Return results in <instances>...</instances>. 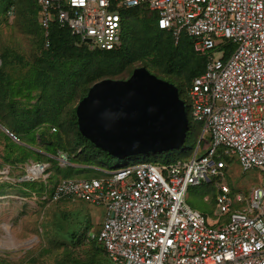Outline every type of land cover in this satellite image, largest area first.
Masks as SVG:
<instances>
[{
    "label": "built area",
    "instance_id": "obj_1",
    "mask_svg": "<svg viewBox=\"0 0 264 264\" xmlns=\"http://www.w3.org/2000/svg\"><path fill=\"white\" fill-rule=\"evenodd\" d=\"M35 2L43 50L54 20L89 50H110L120 44L118 11L146 6L174 44L185 34L194 52L209 54L186 91L187 117L201 124L199 141H209L200 156L197 148L187 160L145 161L101 170L99 178L61 179L50 187L49 201L103 206L96 239L114 264H264V0ZM13 13L10 6L6 15ZM231 156L243 171L258 170L261 185L232 201L229 187L219 184L216 202L227 222L217 219L214 227L186 204L185 194L208 176H223V158ZM66 160L61 154L60 161ZM47 167L28 163L25 179L45 180Z\"/></svg>",
    "mask_w": 264,
    "mask_h": 264
},
{
    "label": "rangeland",
    "instance_id": "obj_2",
    "mask_svg": "<svg viewBox=\"0 0 264 264\" xmlns=\"http://www.w3.org/2000/svg\"><path fill=\"white\" fill-rule=\"evenodd\" d=\"M14 1L15 11L12 16H7L5 9L10 8L9 0H0V54L9 55L10 63L6 71L12 78H18L21 81L20 85L23 86L30 69L37 66L45 68L47 59L46 52L40 48V35L36 33L34 24L28 21L33 20L34 17V9L29 6L31 1ZM144 13L150 16V11ZM124 21L122 20L123 26ZM132 29L131 39H147L146 32L137 34V25H134ZM144 42L150 46L152 44L151 39ZM163 43L164 40L161 38V45L158 44V46H162ZM220 55L218 51L213 52V57H220ZM201 56L209 57V54ZM39 58H43L45 62H40ZM145 62L148 61L131 62L129 67L120 73L122 80L127 79L135 68L144 66ZM146 65L151 74L158 75L159 71L154 65ZM170 78L180 84L182 89L188 85L183 76L174 75ZM47 84L45 91L49 92L53 89V85L51 82ZM77 103L71 104V107L76 106ZM191 124L193 128L188 133L185 146L182 147L186 150L192 148L187 157L193 156L197 148H199L197 155L200 156L209 144L208 140L202 143L199 141L201 125L192 121ZM7 126L8 124L0 117V131L7 130L5 129ZM49 133L53 134L50 128L42 132L36 131L33 134L36 138L27 140V143L21 142L17 137L11 139L12 142H5L0 137V264H85L92 259V256L94 258L95 249L101 247L96 245L94 237L98 235L105 217L103 206L70 200L52 203L45 202L43 199L45 189L48 190L56 180L63 178L60 173L57 174L52 170V162L47 159L55 160L60 168L69 165L60 161V155L63 154L69 162L68 155L59 149L60 147L54 149V154L53 151H48V140L53 142L52 135L50 136ZM11 143H18L26 146L28 150L31 149L32 154L24 163L16 165L8 163L16 156L14 151L6 148V145ZM174 151L157 154L155 157L157 163H167L165 161L175 159L177 152ZM93 153L92 151L90 154ZM149 157L150 155H141L120 161L101 154L98 156V162L105 164V168L99 170L101 167L97 162L93 166H87L86 171L70 174L69 177L70 179H91L95 176L99 178L103 174L101 170L138 164L145 162ZM223 160L227 165L222 171L223 176L219 178L208 176V180L200 185L189 187L185 194L186 204L202 214L206 224L214 227L227 222V216L222 213V205L216 202L219 184L229 187V197L232 201L236 194L248 196L251 187L261 185V174L258 170L243 171L235 156L226 157ZM36 162L49 165L46 170V179L35 181L25 179V166ZM70 166L78 165L70 164ZM26 183H29V187L25 186ZM233 206L238 207V204L234 203ZM217 219L219 223L215 224ZM95 258L101 259L104 264H114L106 252H97Z\"/></svg>",
    "mask_w": 264,
    "mask_h": 264
},
{
    "label": "trees",
    "instance_id": "obj_3",
    "mask_svg": "<svg viewBox=\"0 0 264 264\" xmlns=\"http://www.w3.org/2000/svg\"><path fill=\"white\" fill-rule=\"evenodd\" d=\"M30 1L29 6L34 9V17L33 20L28 21L34 24L36 33L38 32L40 35V48L43 50V41L37 20L38 6L35 0ZM111 2L114 3L115 0H111ZM14 3V0H9V7H14ZM7 10L8 8L5 9V13ZM145 11L150 10L146 6H138L118 11L121 19L125 20L124 26L122 25L121 28L120 44L110 50H89L86 45L78 44V39L70 34L68 28L60 27L54 20L49 27V48L43 50L46 52V67H31L23 86L20 85L21 81L18 78H12L6 71L10 63L9 55L0 54V68H2L0 73L3 72L0 74V117L8 124L5 129L24 143L30 139L34 140L36 136L33 134L36 131L42 132L46 128H50V131L53 130V134L49 133L50 136L52 135L53 142L48 140V151H53L54 154V149L60 147L59 149L68 155L69 165L60 168L55 160L46 159L52 162V170L57 174L60 173L63 177L61 179H70V174L86 171L87 166H93L98 162V156L101 154L108 156L79 134L75 116L76 106L71 107V104L80 101L87 94L89 86L98 81L103 79L122 80L120 73L125 71L134 60L148 61L145 63L154 65L159 71L158 75L154 76L177 88L187 114L186 91L192 79L203 73L207 57L194 52L192 40L185 34L180 37L177 44H174L171 34L157 27L156 13L150 11V16H146ZM134 25H137V34L142 31L148 34L147 39H131ZM161 38L164 43L162 46H158L161 43ZM149 39L152 40L151 46L144 42ZM232 47V45H225L229 51L232 50ZM39 60L45 62L43 58H39ZM146 64L141 67L148 70ZM174 75L183 76L188 85L182 89L180 84L170 78ZM47 82H51L53 85V89L49 92L45 91ZM188 122V131L183 145L176 151L173 150L177 152V157L165 162L172 163L191 157L187 156L192 148L190 150L182 148L186 144L189 131L193 128L191 121L188 120ZM0 137L5 142L12 139L2 131H0ZM6 148L16 154L12 160L8 161L10 165L22 164L32 154L31 149L28 150L26 146L18 143L7 144ZM92 151L94 153L90 154ZM156 156L157 154L150 155L146 162L161 164L157 163ZM70 164L78 166L73 167ZM99 165L101 167L99 170L106 166L102 163ZM61 179L56 180L52 186ZM25 186L29 187V183H26ZM49 194L50 188L45 189L43 195L45 202L49 201ZM94 239L96 245L101 247L95 249L94 258L92 256V259L85 264H104L101 259L95 258L97 252L105 253V250L97 241L96 236Z\"/></svg>",
    "mask_w": 264,
    "mask_h": 264
},
{
    "label": "water",
    "instance_id": "obj_4",
    "mask_svg": "<svg viewBox=\"0 0 264 264\" xmlns=\"http://www.w3.org/2000/svg\"><path fill=\"white\" fill-rule=\"evenodd\" d=\"M79 134L117 160L179 149L188 119L177 88L135 68L125 80L94 83L75 107Z\"/></svg>",
    "mask_w": 264,
    "mask_h": 264
},
{
    "label": "clouds",
    "instance_id": "obj_5",
    "mask_svg": "<svg viewBox=\"0 0 264 264\" xmlns=\"http://www.w3.org/2000/svg\"><path fill=\"white\" fill-rule=\"evenodd\" d=\"M186 116H187V114H186ZM187 119H188V117H187ZM189 120V119H188ZM43 163V162H42ZM47 164V163H46ZM67 164H68V162H67ZM46 172V171H45Z\"/></svg>",
    "mask_w": 264,
    "mask_h": 264
}]
</instances>
